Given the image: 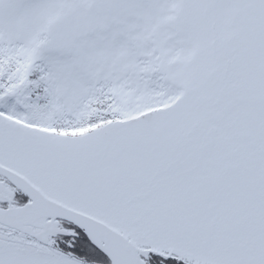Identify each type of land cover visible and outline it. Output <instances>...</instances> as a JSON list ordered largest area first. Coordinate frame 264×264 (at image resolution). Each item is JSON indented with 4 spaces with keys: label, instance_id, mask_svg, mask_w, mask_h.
<instances>
[{
    "label": "snow or ice",
    "instance_id": "6c2138e0",
    "mask_svg": "<svg viewBox=\"0 0 264 264\" xmlns=\"http://www.w3.org/2000/svg\"><path fill=\"white\" fill-rule=\"evenodd\" d=\"M0 264H264V0H0Z\"/></svg>",
    "mask_w": 264,
    "mask_h": 264
}]
</instances>
